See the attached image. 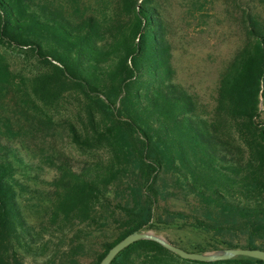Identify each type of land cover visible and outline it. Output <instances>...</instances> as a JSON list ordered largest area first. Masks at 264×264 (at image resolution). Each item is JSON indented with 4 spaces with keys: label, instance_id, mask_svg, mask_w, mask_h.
Segmentation results:
<instances>
[{
    "label": "trees",
    "instance_id": "16d2710c",
    "mask_svg": "<svg viewBox=\"0 0 264 264\" xmlns=\"http://www.w3.org/2000/svg\"><path fill=\"white\" fill-rule=\"evenodd\" d=\"M151 2L114 0L102 17L86 13L79 0L68 9L47 0H0V45L31 60L26 72H16L0 55V264H24L31 252L46 255L43 264H99L127 234L174 223L211 236L189 251L264 249V0H233L245 38L206 117L170 82V49ZM64 110L70 141L92 159L74 165L41 143L51 137L53 115ZM28 154L56 173L49 189L33 190L47 202L43 243L44 233L21 208L33 198L20 177L30 176L22 171L31 167ZM166 175L186 200L193 197L190 208L168 203ZM105 227L112 236L99 249L90 246L95 254L84 262L89 236ZM109 264L264 261L184 259L141 239Z\"/></svg>",
    "mask_w": 264,
    "mask_h": 264
},
{
    "label": "rangeland",
    "instance_id": "374dc122",
    "mask_svg": "<svg viewBox=\"0 0 264 264\" xmlns=\"http://www.w3.org/2000/svg\"><path fill=\"white\" fill-rule=\"evenodd\" d=\"M47 1L59 2L67 9L70 2V0ZM79 2L80 7H86V13L94 12L102 17L104 14L110 15L114 10V0L104 2L79 0ZM242 2L247 5L261 4L259 0H242ZM151 3L162 21L164 37L170 49V82L194 99L200 115L204 117L212 115L220 78L245 38L239 20L240 12L235 8L233 0H152ZM261 14L264 16V11H261ZM0 55L10 64L13 71L26 72L31 67V60L18 49L0 45ZM259 107L262 109L261 104ZM65 111L53 115L56 125L51 130V137L41 140V143H52L57 151L62 152L70 158L72 164L76 165L92 157L83 154V151L70 141L65 126L61 123L66 118ZM261 119H264L263 113ZM29 158L31 167L22 171H26L30 176H18L30 188L25 193L26 198H33L23 201L21 208L28 223L34 226V231L44 233L43 243L49 236L42 230L41 224L47 202L37 200V193L33 190L49 189L46 182L52 180L56 173L38 158L32 155ZM165 179H167L164 184L166 192L173 193L169 196L168 203L174 208H190V204H194L193 197L188 195L186 200L183 191L170 182V176L166 175ZM180 224L174 223L165 228L148 230L185 249L194 244L204 245L212 241L210 235ZM111 233L106 227L91 233L84 249L85 256L82 257L84 262L88 263L92 260L95 254L92 247L96 245L99 249L101 242L105 237L106 239L111 237ZM206 251L215 250L202 252ZM23 260L24 264H43L46 255H34L31 252L24 254Z\"/></svg>",
    "mask_w": 264,
    "mask_h": 264
},
{
    "label": "water",
    "instance_id": "95a60500",
    "mask_svg": "<svg viewBox=\"0 0 264 264\" xmlns=\"http://www.w3.org/2000/svg\"><path fill=\"white\" fill-rule=\"evenodd\" d=\"M141 239H149L156 241L166 249L172 251L173 253L177 254L178 256L184 259L198 261H214L242 255L264 261V249L261 248L227 247L215 251L195 252L186 250L178 245H175L166 240L161 235L154 233L153 231L140 230L131 232L124 236L122 239H120L118 242H116L112 247L109 248L107 253L100 260L99 264H109L121 250H123L131 243Z\"/></svg>",
    "mask_w": 264,
    "mask_h": 264
}]
</instances>
